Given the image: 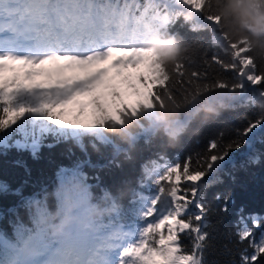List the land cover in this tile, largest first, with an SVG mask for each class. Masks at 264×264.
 Returning <instances> with one entry per match:
<instances>
[{
	"label": "snow or ice",
	"instance_id": "6c2138e0",
	"mask_svg": "<svg viewBox=\"0 0 264 264\" xmlns=\"http://www.w3.org/2000/svg\"><path fill=\"white\" fill-rule=\"evenodd\" d=\"M206 0H0V142L20 133V145H36L46 135L80 142L85 136L110 143L103 130L109 124L123 126L125 118L141 109L163 106L165 96L176 98L174 89L185 81L184 64L166 66L161 52L149 42L166 33L181 17L193 30L214 26L219 18L206 14ZM190 13V15H189ZM210 23H200L199 16ZM227 41V38L223 36ZM228 44L231 62L212 60L224 70H236L239 82L231 90L247 85L264 91V70L247 55V48ZM205 74L192 71L187 83L198 85ZM205 88H227L229 82L216 78ZM188 90L185 89L184 92ZM182 93V95L184 94ZM250 100V97H249ZM264 126V115L249 120L237 138L223 143V134L209 141L203 155L189 156L182 164L153 163L145 169L157 193L142 197L134 230L109 224L95 237L76 234L73 247L40 246L25 261L18 244L0 232L2 264H205L203 251L208 233V208L198 198L208 186L206 177L233 149L247 143L254 129ZM51 146V145H49ZM167 185V186H165ZM183 185V187H182ZM182 193V194H181ZM167 207L158 208L163 195ZM219 198V197H217ZM230 202V194L225 196ZM198 209V214L190 210ZM227 210V204L225 205ZM238 210L237 236L249 240L253 249L240 253V264H255L264 255V233L257 242V214L244 216ZM151 218V219H150ZM253 221L249 227L247 220ZM31 233V229L28 230ZM191 238L188 250L181 235ZM20 231L17 233L19 237Z\"/></svg>",
	"mask_w": 264,
	"mask_h": 264
},
{
	"label": "trees",
	"instance_id": "16d2710c",
	"mask_svg": "<svg viewBox=\"0 0 264 264\" xmlns=\"http://www.w3.org/2000/svg\"><path fill=\"white\" fill-rule=\"evenodd\" d=\"M199 22L210 23L202 15L199 16ZM169 31L181 36L188 44L180 61L184 64L185 83L174 89L176 96H181L185 89L191 88L187 79L192 71L205 74L200 83L213 82L216 78L226 79L229 83L239 82L236 70H224L212 60L213 56L224 62L232 60L227 41L218 28L210 26L193 30L181 17ZM214 33L219 39L214 38ZM256 87L260 89V86ZM253 95L249 92L239 97L232 108L204 124L195 134L185 135L175 147H161L159 142L146 136L139 138L132 152L92 136H85L78 143L71 138L57 139L46 135L39 144L25 145L22 141L18 145L16 140H22V136L13 133L6 142H0V232H3V238L14 239V232L17 234L20 231L19 221L28 219L25 214L27 198L40 193L45 186L50 191L58 178L77 170L97 194L105 188L112 193H122L121 207L109 224L118 223L131 230L142 226L144 221L140 219L139 212L146 201L141 198L157 193L154 180L162 173L163 167L150 177L146 176L145 169L151 168L153 163L166 166L176 162L182 164L189 156L195 159L197 154H204L211 139L221 134L222 146L236 139L237 130H242L249 120L255 121L264 115L249 102V97ZM260 128L254 132V136L250 133L247 143L230 151L223 162H217L203 178L209 182L198 197L208 208L207 226L204 228L208 233L203 251L205 264H240L243 250L252 253L249 240L241 242L236 234L241 227L237 224L239 209L243 208L244 216L257 214L261 217L259 227L254 228L253 239L258 242L264 233V126ZM229 194L230 202L225 201V196ZM168 203L169 197L165 194L158 208ZM190 210L197 214L199 211L194 205ZM247 224L253 227L251 219L247 220ZM181 242L191 250L192 243L188 235L182 234ZM255 264H264V255Z\"/></svg>",
	"mask_w": 264,
	"mask_h": 264
},
{
	"label": "clouds",
	"instance_id": "9594fccd",
	"mask_svg": "<svg viewBox=\"0 0 264 264\" xmlns=\"http://www.w3.org/2000/svg\"><path fill=\"white\" fill-rule=\"evenodd\" d=\"M205 9L206 14L219 18L218 29L227 42L247 48V55L264 70V0H206ZM149 43L161 52L166 66L183 59L188 48L175 33H166ZM238 99L239 93L231 90V83L227 88H205L199 82L175 99L165 96L163 106L156 104L126 117L123 126L109 124L103 135L128 152L134 151L141 136L159 142L161 147H175L185 135L195 134L232 108ZM249 102L264 114V91L251 96ZM121 195L107 188L97 194L79 170L67 173L50 191L45 186L26 199L28 219L19 221L21 235L14 232L12 240L25 261L36 255L41 245L73 247L77 233L91 238L106 230L121 207Z\"/></svg>",
	"mask_w": 264,
	"mask_h": 264
},
{
	"label": "rangeland",
	"instance_id": "374dc122",
	"mask_svg": "<svg viewBox=\"0 0 264 264\" xmlns=\"http://www.w3.org/2000/svg\"><path fill=\"white\" fill-rule=\"evenodd\" d=\"M23 2H26V0H23ZM258 90V91H257ZM259 90L260 89H258L256 86H250V85H247L246 84V87H245V89L243 90V92L241 93V95H239V96H244V95H246L248 92H253V94L254 95H257L258 94V92H259ZM257 129H261L260 127H258ZM257 129H255L254 131H253V133H251V136H253L255 133V131L257 130ZM223 162V161H222ZM167 205L168 204H165V205H160L159 206V208H161V209H163V208H165V207H167Z\"/></svg>",
	"mask_w": 264,
	"mask_h": 264
}]
</instances>
